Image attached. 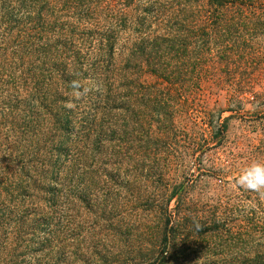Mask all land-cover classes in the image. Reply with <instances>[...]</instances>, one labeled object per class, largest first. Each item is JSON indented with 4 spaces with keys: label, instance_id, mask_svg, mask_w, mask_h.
<instances>
[{
    "label": "trees",
    "instance_id": "obj_1",
    "mask_svg": "<svg viewBox=\"0 0 264 264\" xmlns=\"http://www.w3.org/2000/svg\"><path fill=\"white\" fill-rule=\"evenodd\" d=\"M16 1L26 39L0 60V232L26 233L0 236V264H264V198L235 183L264 162V129L214 171L233 179L206 205L189 182L247 106L264 123V0ZM80 184L157 203V231L132 250L62 249L77 198L100 197Z\"/></svg>",
    "mask_w": 264,
    "mask_h": 264
},
{
    "label": "rangeland",
    "instance_id": "obj_2",
    "mask_svg": "<svg viewBox=\"0 0 264 264\" xmlns=\"http://www.w3.org/2000/svg\"><path fill=\"white\" fill-rule=\"evenodd\" d=\"M16 8V0H0L1 61L10 59L14 55L17 42L26 39V26L24 27L23 23L19 26L15 19ZM19 34H21L20 37ZM246 110L248 112L238 115L240 117L229 121L230 128L227 146L219 150V152H215L216 155L210 156L209 154L196 162L197 165L194 167L195 176L189 182L193 185L192 189L196 194L195 196L192 195V197L195 201H198L199 207L206 205L210 198L217 197V194L220 193L218 188H216L218 185H224L227 181H232V177L226 178L225 181L222 179L223 182L220 181L221 177L216 180L214 171H218L221 166L225 168L228 164V169H232L237 164L236 154L240 150L235 144L240 140L242 141L244 136L258 137L263 132L261 128L264 129V123L259 121L261 118L255 113V108L247 106ZM229 115L230 113H225L224 117ZM255 130L257 131L256 133L253 132ZM212 153L214 154V152ZM97 177H104V174L98 172ZM85 187V184H80L76 189V195L80 197L85 192L91 191L100 195V197L96 198L94 196L89 208L87 202L77 198L73 225L67 228L65 232H62L63 244L60 246L62 249L67 252L76 251L79 257L85 256L87 258L95 252L132 250L138 246L139 240L146 232L157 231L159 215L154 212L157 203L145 204L137 192L128 199L121 197L118 202H112L110 198L105 197V194H108V188L101 189V187H98L95 190H87ZM153 187H157L156 193H158L162 186L157 184V186L153 185ZM125 192L126 190H123V197ZM225 195H229V193H225ZM200 196L203 197L200 199ZM202 199L204 201H200ZM175 205V200H173L170 208H174ZM114 206H116L117 211H113ZM209 208L207 207V210ZM113 216L116 217L113 219ZM71 218L69 217L68 221H71ZM25 233L0 232V236L2 238L5 237V240L9 239V244L12 243L18 234Z\"/></svg>",
    "mask_w": 264,
    "mask_h": 264
},
{
    "label": "clouds",
    "instance_id": "obj_3",
    "mask_svg": "<svg viewBox=\"0 0 264 264\" xmlns=\"http://www.w3.org/2000/svg\"><path fill=\"white\" fill-rule=\"evenodd\" d=\"M235 183L240 189L264 198V162L254 161L243 168L235 178Z\"/></svg>",
    "mask_w": 264,
    "mask_h": 264
}]
</instances>
